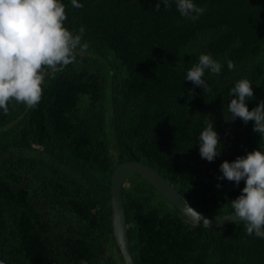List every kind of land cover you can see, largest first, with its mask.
<instances>
[{
  "label": "trees",
  "instance_id": "16d2710c",
  "mask_svg": "<svg viewBox=\"0 0 264 264\" xmlns=\"http://www.w3.org/2000/svg\"><path fill=\"white\" fill-rule=\"evenodd\" d=\"M61 3L65 27H83L88 47L46 75L37 106L0 109V259L125 264L110 202L111 175L124 161L155 168L206 216L233 212L245 181L218 180L219 166L264 150L254 121H232L227 110L242 78L252 83L249 110L264 100V0H193L205 9L196 20L176 0L167 8L163 0ZM201 54L222 65L219 75L205 71L206 90L185 80ZM210 121L222 145L213 162L198 145ZM122 197L135 264H264V238L249 236L242 220L196 225L135 172Z\"/></svg>",
  "mask_w": 264,
  "mask_h": 264
},
{
  "label": "clouds",
  "instance_id": "9594fccd",
  "mask_svg": "<svg viewBox=\"0 0 264 264\" xmlns=\"http://www.w3.org/2000/svg\"><path fill=\"white\" fill-rule=\"evenodd\" d=\"M71 4L75 8L83 7L78 0H71ZM163 5L169 7L168 0H163ZM176 5L183 17L192 20L205 11L193 0H176ZM160 8L161 2H157L155 10L159 12ZM65 9L61 0H0V109L5 114L12 101L29 108L37 106L43 95L45 76L63 71L75 62L77 49L83 52L88 47L82 43L83 27L79 34L65 27ZM221 68V63L211 54H201L198 63L188 69L185 80L206 90L205 71L219 75ZM228 68H234L231 61ZM230 96L234 98L227 105L229 119L240 118L245 124L254 121L252 131L264 139V100L251 110L246 103L253 98L252 83L247 78L238 80ZM198 145L201 158L208 162L221 154L222 145L212 121L200 133ZM219 168L222 175L218 180L227 179L236 186L245 181L241 194L231 201L232 215L237 217L234 221H244L249 236L264 238V150L247 152L231 162L225 160ZM80 264L87 262L81 260Z\"/></svg>",
  "mask_w": 264,
  "mask_h": 264
},
{
  "label": "water",
  "instance_id": "95a60500",
  "mask_svg": "<svg viewBox=\"0 0 264 264\" xmlns=\"http://www.w3.org/2000/svg\"><path fill=\"white\" fill-rule=\"evenodd\" d=\"M46 77V76H45ZM137 173L153 185L169 202H171L189 221L208 228H220L237 222L231 213L219 217L202 214L190 201L152 166L137 161L120 163L111 175L110 202L113 234L125 264H135L132 256L125 207L122 197L123 185L130 173ZM241 221V220H240ZM0 264H8L0 259Z\"/></svg>",
  "mask_w": 264,
  "mask_h": 264
}]
</instances>
